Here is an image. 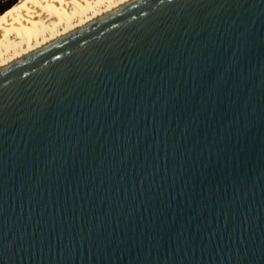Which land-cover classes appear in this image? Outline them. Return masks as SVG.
<instances>
[{"label": "water", "instance_id": "1", "mask_svg": "<svg viewBox=\"0 0 264 264\" xmlns=\"http://www.w3.org/2000/svg\"><path fill=\"white\" fill-rule=\"evenodd\" d=\"M0 264H264V0H129L1 66Z\"/></svg>", "mask_w": 264, "mask_h": 264}, {"label": "bare ground", "instance_id": "2", "mask_svg": "<svg viewBox=\"0 0 264 264\" xmlns=\"http://www.w3.org/2000/svg\"><path fill=\"white\" fill-rule=\"evenodd\" d=\"M127 1H16L0 13V67Z\"/></svg>", "mask_w": 264, "mask_h": 264}, {"label": "rangeland", "instance_id": "3", "mask_svg": "<svg viewBox=\"0 0 264 264\" xmlns=\"http://www.w3.org/2000/svg\"><path fill=\"white\" fill-rule=\"evenodd\" d=\"M16 1L18 0H0V13H2L5 9L9 8Z\"/></svg>", "mask_w": 264, "mask_h": 264}]
</instances>
